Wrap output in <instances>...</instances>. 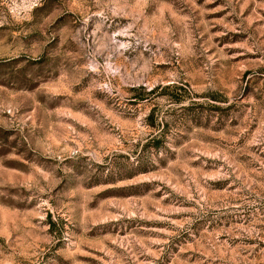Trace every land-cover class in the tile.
Here are the masks:
<instances>
[{
	"label": "rangeland",
	"instance_id": "1",
	"mask_svg": "<svg viewBox=\"0 0 264 264\" xmlns=\"http://www.w3.org/2000/svg\"><path fill=\"white\" fill-rule=\"evenodd\" d=\"M0 264H264V0H0Z\"/></svg>",
	"mask_w": 264,
	"mask_h": 264
}]
</instances>
